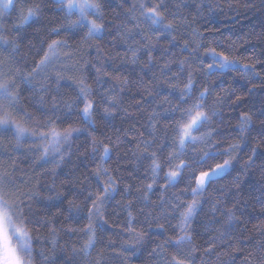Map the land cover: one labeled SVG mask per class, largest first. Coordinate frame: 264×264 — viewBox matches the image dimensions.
<instances>
[{"label": "snow or ice", "instance_id": "snow-or-ice-1", "mask_svg": "<svg viewBox=\"0 0 264 264\" xmlns=\"http://www.w3.org/2000/svg\"><path fill=\"white\" fill-rule=\"evenodd\" d=\"M125 5H128L126 9ZM113 6L121 11L106 19V10ZM244 6L264 10V0H259V4L247 0ZM189 7L183 0L176 4L172 0H137L136 3L121 0L120 4H115V0H0V51L7 53L0 58V138L11 133L15 143L9 142V146L13 152H20L24 144H29L27 150L34 156L38 154L42 163L59 168L70 162L72 142L83 135L90 145L86 151L95 162L91 174L97 184L95 187L81 184L79 194L83 199L79 204L76 193L66 194L55 183L49 189L55 196H49L48 200L61 203L67 200L69 215L75 210L78 215L83 213L87 221L79 229L85 237L83 243L72 248L64 264H109L97 246L104 244V235L111 227L107 202L116 200L117 196H120L117 205L127 217L119 233L126 239L119 245L120 252L114 254L122 258L121 264H125L129 254L138 258V253L152 244L155 246L150 248L149 256L156 264H196L197 259L207 264L203 257L213 256L219 260L217 248L224 241H229V248L233 243H245L246 228L238 237L234 236L235 228L242 223V208L251 205L255 211L258 204L260 213L264 214V152H260L264 147V97L258 107L251 101L257 88L264 91V50L245 62L235 49V41L229 39L226 43L215 37L209 41L198 27L202 10L211 9L212 5H191L196 10L194 18L180 11ZM46 13L53 15L47 31L49 39L36 51L38 58L29 64L20 56L25 32ZM13 15L15 20L11 19ZM109 28L113 31L108 34L116 40L133 41L126 48L133 64L141 59L140 53L144 54L146 60L140 67L143 75L135 81L122 77L120 66H116L112 72L117 74L119 85L101 92L93 89L86 79H80L75 82L74 95L66 99L59 88L65 79L63 73L68 70L67 62L75 56L68 37L81 35L85 42L103 39ZM145 30L149 35L144 34ZM137 35L141 37L139 41L134 40ZM177 35L181 36L182 44ZM152 36L157 42L162 38L169 44L168 48L159 49L160 62L154 56L158 48L152 43ZM248 36L264 40V31H253ZM28 47L31 51L33 45ZM177 47L180 55L174 52ZM94 67L98 77L111 75L102 66ZM157 68L159 74L154 71ZM173 68L177 71L173 72ZM233 72L251 84L247 93L229 87L222 88L226 95H214L212 77L223 78ZM45 77L57 85L55 90ZM132 89H143L148 94L145 99L136 92L149 105L137 121L142 131L133 140L127 139L133 128L114 130L113 135L100 132L98 139L95 135L98 121L111 122L119 111L126 117L130 115L122 104L124 93ZM228 101H231L228 106L243 104L246 110L240 112L233 129L238 135L224 138L221 127ZM140 108L141 104H137V109ZM125 141L135 143L132 155L138 161V168L143 169L139 185L130 182L136 169L129 172V182L125 184L124 177L117 175L119 168L106 166L114 153L119 157ZM245 148L247 159L238 169L237 164L243 159L239 153ZM253 169L261 176L259 198L250 193L244 195L246 177ZM16 171L15 165L11 172L0 167V264H57L58 241L52 242L51 255L36 250L38 238L34 224L39 221L33 219L35 213L30 202L34 195L19 189ZM233 172L237 175L230 185L214 187ZM228 195L232 196L230 205ZM206 205H210L207 213ZM51 206L62 211L60 205ZM202 214L210 215L211 219L206 223L201 221ZM253 230H258L262 239L255 244L248 241L252 247L243 255L242 264H264V224L258 229L254 226ZM153 231L157 236L169 231L172 235L157 241ZM52 234H56L54 227ZM205 234L209 238L203 244L196 243L197 237ZM230 237L233 239L229 240ZM116 246L112 241L107 244L110 249ZM239 251L243 254L244 248ZM230 264H235V257Z\"/></svg>", "mask_w": 264, "mask_h": 264}, {"label": "trees", "instance_id": "trees-1", "mask_svg": "<svg viewBox=\"0 0 264 264\" xmlns=\"http://www.w3.org/2000/svg\"><path fill=\"white\" fill-rule=\"evenodd\" d=\"M137 0H129V3H136ZM180 0H172V4L179 3ZM183 2L190 5L189 8H182L180 11L185 16L196 17V10L191 7V5H212L211 9L205 7L199 19L198 27L205 35L209 37V41L215 37L218 40H223L227 43L230 39L235 41V49L239 53V57L245 59L251 56L260 55L261 51L264 50V40H257L255 37L249 38L248 34L253 31L256 33H261L264 31V10L259 8L245 7L247 0H183ZM121 0H115V4H120ZM259 4V0H256ZM232 5L229 7V5ZM125 9L128 5L124 6ZM121 9L113 8L106 10V19L113 18L117 12ZM53 18L52 13H46V15L40 20L39 23L33 24L28 27L25 32V42L22 46L20 56L25 57L29 64L35 57L36 51L44 44L46 40L49 39L47 31L50 27L49 21ZM15 20V15L11 17ZM118 22V21H117ZM7 23V21H6ZM206 30V31H205ZM218 30V31H217ZM113 29L109 28L103 34V39H92L85 42L81 35H76L74 37H68V43L73 47L75 52L74 59L67 62L66 70L63 75L65 79L61 82L59 91L61 94H66L65 98L74 95L75 82L80 79H86L88 84L97 91H103L105 89L111 88L114 84L119 85L120 81L115 79L116 73L112 72V69L116 66H120L121 72L120 76L126 77L128 79L136 80L137 77L142 76L143 73L140 72V67L143 66L146 57L143 53H140L141 59L137 64H133L132 56L130 52L126 53V48L133 43V41H118L113 35H109ZM145 35H149L145 30ZM63 38V37H61ZM140 36H134L135 41H139ZM152 43L157 46L158 51L154 53V56L158 62H160L159 49H166L169 47L167 40L157 39L155 36L151 37ZM177 40L183 43L180 35H177ZM247 41V42H246ZM28 45H33L31 51H29ZM176 55H180V48L174 49ZM7 55L0 51V58ZM187 53L184 54V57ZM182 57V58H184ZM18 59L20 57H17ZM103 67L110 76H104L100 74L98 77L95 67ZM154 71L159 74L158 68ZM177 71L173 68V72ZM151 75V73H149ZM146 79V78H145ZM46 81V77H45ZM43 82V81H42ZM51 84V87L55 90L57 85L53 84L51 81H46ZM212 82L214 83V95L215 93H220V95H226L223 89H228L229 87L243 91L247 93V88L251 87L247 80L242 78L237 73L233 72L223 78L212 77ZM257 84L259 81H255ZM139 91L141 95L148 98V94L143 91V89H132L127 91L123 95L122 108L127 109L129 116H125L123 111H119L116 118L111 122H100L98 121L97 127L98 132L95 134L99 139L100 132H106L109 135L114 134V130L124 129L127 131L129 128H133L134 131L128 133V140H133L137 133L142 131L139 124L141 113L149 108L148 104H144L140 100V96L136 95ZM239 94V92H238ZM27 95V94H26ZM264 97V91L257 88L251 97V101L256 102L257 107L259 106V100ZM210 98V101L211 102ZM137 104H141V108L137 109ZM231 101L226 103L223 109L224 112V124L221 127V132L224 138L229 136L236 137L237 132L233 131L238 123V117L240 112L246 110L243 104H237L234 108L228 105ZM154 107V105H152ZM29 111L33 109L29 108ZM39 115V114H37ZM143 122V121H141ZM257 131L258 125H257ZM253 136L256 135L254 131ZM2 143H0V167H5L9 172H11L13 165L17 168L15 175L19 177L17 185L19 189L23 192H28L34 195V199L31 200L33 213H35L33 219L39 221V223L34 224L35 235L38 238L35 244L37 251H44L48 254H52V242L58 241V246L55 248V256L58 257L57 264H64V260L69 258L72 254V248H79L83 243L85 237L79 229L83 228L87 221L83 218L84 214L79 215L73 210L71 216L68 212L67 200L61 201H50L49 196H55L54 192H50L49 189L55 183L58 190L64 193H76L77 199L76 203L79 204L83 199V195L79 194V189L81 184H89L93 187L97 184L96 178L91 174L92 169L95 167V162H93L92 157L86 151V147L90 149V145L87 144L85 136L81 135L72 142L71 152L72 156L70 162L65 163L62 167L56 168L54 164L42 163L37 156H34L32 152L27 149L29 144H24L20 152H13L12 147L9 146V142L14 145V141L11 140V133L7 136L0 138ZM229 143L235 142L234 140H229ZM227 146V145H225ZM135 148V143H128L125 141L120 149V155L114 153L112 158L107 161L106 166L109 168H119L117 175L124 177L123 183L129 182V172L136 169V173L131 177V181L134 184L139 185L141 182L139 177L143 175V169L138 168V161L132 155V149ZM260 152H264V147H261ZM126 153V154H125ZM248 149L245 148L243 152L239 155L243 158L237 164L239 169L244 160L247 159ZM98 162V161H97ZM146 163L144 165L146 167ZM257 163L260 160L257 159ZM51 173V174H49ZM237 175L233 172L231 176L225 175L222 179L218 181V184L214 187H226L231 184L233 177ZM248 183L244 185V195L247 196L249 193L256 198L261 196V176L259 171L253 169L250 170V175L246 177ZM20 180L24 183L21 184ZM62 186V187H61ZM215 195V193H211ZM71 198V196L69 197ZM27 199V198H26ZM155 199V197L153 198ZM120 200V196L116 197V200L107 202V219L109 225L111 226L109 231L104 235V244L98 245L97 250L103 251L105 256L108 258L109 264H121V257L114 256L115 253L120 252L119 245L126 239V237H121L119 233L121 232V226L127 219L126 214L118 207L117 201ZM227 200L230 202L232 196L228 195ZM255 203V201H252ZM52 204L60 205L62 211L58 212L56 207H52ZM205 206V213H207L208 207ZM244 216L241 217L242 223L238 225L234 230V236L238 237L241 231L246 228L248 231H244V241L243 245L233 243V247L229 248V241H224L223 246L217 248V254L220 259L218 260L216 256L211 259L208 257H203L207 264H230L233 257H235V264H242L243 255L247 254V251L251 249L252 245L248 243L249 240L253 244L258 243L262 238L259 236L258 230H253L254 226L257 227L264 224V214L259 211V205H256V210L253 211L252 206L249 205L246 209L242 208ZM219 216V214H217ZM211 219L210 215H201L200 220L207 222ZM173 224L176 221H172ZM55 228L56 234H52V228ZM219 227V225H216ZM69 229H74L75 231H70ZM201 233L204 229H200ZM168 235H172L171 231L165 233L164 236H157L155 231H153V237L157 241H162ZM215 235V233H212ZM209 237L208 235H203V237H197L196 243L203 244L205 240ZM230 237L229 240H232ZM109 241L114 242L117 246L114 248H108L107 244ZM221 244L220 241H217ZM152 244L147 246L145 249L138 253L137 257H131L125 261V264H156L154 260L149 256L150 248L154 247ZM206 247V245H205ZM243 247L244 253L241 254L239 249ZM232 253L230 256L229 253ZM203 255V249H201V256ZM196 264H201V260L197 259Z\"/></svg>", "mask_w": 264, "mask_h": 264}]
</instances>
